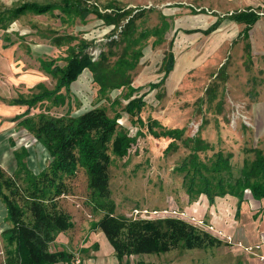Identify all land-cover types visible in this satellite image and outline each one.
<instances>
[{"label": "rangeland", "instance_id": "1", "mask_svg": "<svg viewBox=\"0 0 264 264\" xmlns=\"http://www.w3.org/2000/svg\"><path fill=\"white\" fill-rule=\"evenodd\" d=\"M55 1L59 0H0V21L5 25L0 28V95L7 93L6 100H24L43 90L52 91L56 81L43 64L53 61L65 65L67 48L73 45L86 44L87 52L96 57L106 50V41L118 33L95 14L71 23L61 21L57 11L27 13L13 19L7 15L24 2ZM85 1L102 11L109 5L134 12L151 9L136 20L138 32L160 28L163 22L169 24L158 44L150 37L141 45L143 55L131 73L132 87L137 91L102 93L86 70L68 90L61 89L62 100L37 102L29 112H20L24 106L16 104L18 109L13 106L11 117L20 114L22 121L40 114L76 116L96 107L105 109L110 117L119 116L117 123L135 142L125 157L112 156L108 169L115 214L143 219L179 217L222 241L204 249L178 248L162 254L130 256L123 259L124 263L264 264V200L257 202L246 191L238 213L233 197L217 196L213 204L208 203L205 195L189 188L176 171L189 149L175 140L178 147L168 151L173 139L153 136L147 128L148 122L156 121L167 129H182L183 139L200 136L212 147L200 158L208 159L217 151L232 154L231 172L235 177L244 161L253 160L254 149L264 153V0ZM251 11L259 15L251 26L229 18ZM56 38L67 42L56 46ZM170 55L174 60L172 71L163 85L150 88L163 77ZM129 95L145 102L138 115L134 112L129 116L123 110ZM6 100L0 102L7 106ZM22 127H16L12 134L14 146L27 152L22 161L38 173L48 164V154ZM11 170L7 169L9 173ZM70 186L71 193L62 196L59 205L71 216L73 228L60 233L50 251L72 255L71 264H119L103 233L92 229L103 214L89 202L82 170ZM2 227L8 226L4 222ZM8 249L0 236V264H4Z\"/></svg>", "mask_w": 264, "mask_h": 264}, {"label": "trees", "instance_id": "2", "mask_svg": "<svg viewBox=\"0 0 264 264\" xmlns=\"http://www.w3.org/2000/svg\"><path fill=\"white\" fill-rule=\"evenodd\" d=\"M65 23L74 20L84 21L95 14L106 26L118 30L116 37L109 38L96 57L87 52V45L68 46L65 65L55 62L43 64L56 81L52 91L43 90L29 99L15 101L28 106V112L40 101L62 100L61 89H69L84 72L89 71L92 82L100 92L127 89L132 87V75L143 55L142 43L150 37L158 44L169 28L167 22L162 27L138 32L136 20L145 12L151 11L107 6L104 11L88 5L85 0H59L48 3L24 2L7 12L9 18H17L27 13L35 15L53 14ZM7 16V17H8ZM231 20L253 25L259 15L255 12L235 13ZM219 22L213 26L217 28ZM5 27L0 21V28ZM212 30V31H213ZM211 31V29H210ZM70 40V39H69ZM65 38H56L54 43L61 46ZM173 55L164 67V75L156 88L164 84L173 69ZM128 100L123 110L132 116L145 106L141 98ZM119 116H108L105 109L96 107L76 116L51 117L45 114L26 117L20 123L48 154V164L40 172L30 171L22 160L27 152L22 149L16 155L17 169L9 175L0 168V199L7 215L8 228L2 238L8 246L4 264H71L73 256L64 252H51L49 247L56 237L73 228L71 216L59 205L62 196L71 193L70 182L82 170L89 191V202L94 210L103 216L92 224V229L103 233L119 264L125 258L141 254H162L178 248L184 250L204 249L218 246L221 240L193 224L174 216L156 219L132 218L115 214V204L110 200L108 169L112 156L123 158L135 142L127 129L117 123ZM149 123V124H148ZM148 130L153 136L173 139L167 150L177 148L175 140L189 149V154L181 161L176 171L183 175L189 188L205 195L208 203L214 198L230 196L237 199V213L246 191L252 199L264 200V153L260 149L252 152L254 158L244 161L239 176L231 172L232 154L217 151L210 158H200V154L212 149L200 136L182 138V129H167L156 121L148 122ZM155 128L156 131H153ZM161 133H157L158 130ZM23 176L21 179L20 177ZM264 212V206H263Z\"/></svg>", "mask_w": 264, "mask_h": 264}, {"label": "crops", "instance_id": "3", "mask_svg": "<svg viewBox=\"0 0 264 264\" xmlns=\"http://www.w3.org/2000/svg\"><path fill=\"white\" fill-rule=\"evenodd\" d=\"M5 87L7 86H4V88ZM0 96V100H6L7 93H3ZM18 100L19 99L15 98L6 100L5 102H7V106H5L3 102H0V168L6 171L9 175L13 174L17 169L16 155L21 151V148L19 150L16 149L17 147L14 146V141L12 139V134L15 132V128L22 127L20 124L21 118H19L20 114L16 115L14 118L11 117L13 106L14 108L18 109V107H15L16 104L19 106V103L15 102ZM22 106H24V108H22L20 112L28 110V106ZM12 159L14 160V163ZM9 168L13 169L11 170V173L7 171ZM6 215V208L0 199V236L2 235L3 231L8 228L2 227L5 222ZM5 223L8 226V223Z\"/></svg>", "mask_w": 264, "mask_h": 264}]
</instances>
